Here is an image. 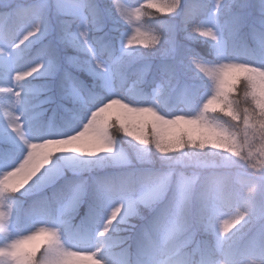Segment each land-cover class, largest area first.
<instances>
[{"label":"snow or ice","instance_id":"snow-or-ice-1","mask_svg":"<svg viewBox=\"0 0 264 264\" xmlns=\"http://www.w3.org/2000/svg\"><path fill=\"white\" fill-rule=\"evenodd\" d=\"M194 186L201 264H264V0H0V264H125Z\"/></svg>","mask_w":264,"mask_h":264},{"label":"clouds","instance_id":"clouds-1","mask_svg":"<svg viewBox=\"0 0 264 264\" xmlns=\"http://www.w3.org/2000/svg\"><path fill=\"white\" fill-rule=\"evenodd\" d=\"M29 167L30 162H25L24 165L12 170L9 176L4 177V181L10 185L14 184L20 177H26ZM200 194L199 188L194 186L184 207L177 208L172 193H165L164 197L145 209L148 220H143L144 213H142L139 218L142 221L140 228L128 233L123 243L113 251H121L125 254V264H201L200 249L203 247V242H187V237L192 232V215ZM250 218V211L246 206H241L233 229L243 228ZM102 234L107 235L108 230H103ZM61 243L64 244L66 252H73L63 239ZM39 255L44 256L46 253L42 250ZM95 255H100L99 249L96 250ZM101 259L104 264H111L107 256H102ZM68 264H90V261L83 258L70 259Z\"/></svg>","mask_w":264,"mask_h":264},{"label":"rangeland","instance_id":"rangeland-1","mask_svg":"<svg viewBox=\"0 0 264 264\" xmlns=\"http://www.w3.org/2000/svg\"><path fill=\"white\" fill-rule=\"evenodd\" d=\"M70 70H72V69H70ZM114 262H115V264H121V261L119 258H115Z\"/></svg>","mask_w":264,"mask_h":264},{"label":"trees","instance_id":"trees-1","mask_svg":"<svg viewBox=\"0 0 264 264\" xmlns=\"http://www.w3.org/2000/svg\"><path fill=\"white\" fill-rule=\"evenodd\" d=\"M69 54L70 55H74V53L71 51V50H69ZM51 113H49V115H50ZM115 258H118V257H114L113 259L115 260Z\"/></svg>","mask_w":264,"mask_h":264}]
</instances>
